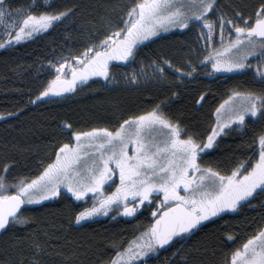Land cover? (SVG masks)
Instances as JSON below:
<instances>
[{"label":"snow or ice","instance_id":"6c2138e0","mask_svg":"<svg viewBox=\"0 0 264 264\" xmlns=\"http://www.w3.org/2000/svg\"><path fill=\"white\" fill-rule=\"evenodd\" d=\"M103 7L119 12L101 15L99 27L92 21L79 50L64 52L62 46L61 54L46 60L48 79L30 103L75 95L89 81L96 82L92 78H102L106 86L119 83L118 77L133 87L142 79L167 81L176 90L144 110L117 108L102 126L60 121L63 139H54L49 155L26 172L13 175L20 160L0 155V237L11 234L7 258H0V264H49V243L42 239L49 233L29 208H43L47 201L66 202L68 227L100 215L135 220L150 210V222L142 230L137 228L131 238L111 239L110 254H94L93 264H149L166 248L173 249L168 264H264V226L230 250L228 242L235 240L230 231L217 237L216 245L205 240L187 250L184 246L206 224L264 195V0L235 5L231 14L220 10L218 0H129ZM77 10V4L59 8L51 0H23L16 8L11 0H0V49L65 25ZM172 29H198L197 44L186 49L182 65L165 54L141 51ZM129 65L138 70L114 71ZM208 66L207 76L251 73L259 88L229 89L212 112L214 122L205 136L190 129L182 116H173L169 104L186 79L195 80ZM207 99L201 91L192 105L199 109ZM13 115L0 112V118ZM250 123L262 127L250 143L237 145L230 166L204 162L223 137L236 129L243 133ZM217 248L226 249L219 261L193 256V251L203 256L210 249L216 256ZM76 256L70 252L61 264H77Z\"/></svg>","mask_w":264,"mask_h":264},{"label":"trees","instance_id":"16d2710c","mask_svg":"<svg viewBox=\"0 0 264 264\" xmlns=\"http://www.w3.org/2000/svg\"><path fill=\"white\" fill-rule=\"evenodd\" d=\"M129 0H54V6L78 5V15L65 21L56 29L40 34L37 37L19 42L16 47L0 49V112L14 113L13 116L0 118V155L9 154L20 160V166L13 171L26 172L49 155L54 139L61 140L59 128L62 120H69L77 127L87 128L97 124L104 125L113 118L117 108L144 110L159 100L169 95V90L176 88L164 84L146 82L143 79L138 86L126 85L122 77H118L119 83L105 85L102 78H92L96 82L89 81L87 86L79 88L75 95H67L64 98H50L44 103H30L33 96L38 95L43 83L48 79L46 73V60L61 54L69 49L79 50L84 43L86 30L91 31L92 21L99 27L100 17L106 12L115 17L119 9L112 12L104 5L125 4ZM256 0H218L220 10L231 14L235 5H253ZM14 8L23 0H11ZM70 34L71 39L68 38ZM162 38L155 43H148V47L141 51L145 54H165L171 57L175 64L182 65L186 49L194 45L195 36L189 31H173L161 35ZM119 64V63H118ZM138 65L121 66L114 71L121 74L125 70L130 73ZM208 69L201 68L195 80L186 79L179 86L180 95L172 97L169 109L173 116L180 115L184 123L190 129L202 132L205 136L211 130L214 122L212 112L225 93L239 85L240 87L259 88V85L251 80V73L245 76L235 74L218 73L207 76ZM175 84V78L172 77ZM205 91L208 95L203 107L197 109L192 105V98L198 97L199 92ZM19 109L20 111H17ZM262 127L260 124H249L243 133L239 129L233 130L228 136L221 139L215 150H208L204 162L223 166H230L229 160L242 143H250L253 136ZM27 165V168L24 167ZM264 195L257 196L250 203L245 204L236 213L224 216L215 221V224L206 226L185 244L195 246L198 241L207 240L210 244H217V237L223 232L233 233L235 240L228 242V249L235 248L243 243L248 236L260 226H264ZM43 208L29 206L30 210H36L39 224L47 230L49 235L42 237L48 240L51 255L46 259L49 264H61L64 256L70 252H76L77 264H93L94 254H110L109 241L122 236L131 238L139 228L143 229L150 221V210L136 217L135 220L128 217H120L113 220L111 216H97L94 220L82 222L81 225L68 227L69 207L64 201L42 202ZM80 207L88 205L76 202ZM78 210V209H77ZM115 215V213H113ZM215 219V218H214ZM228 221L227 227L224 222ZM24 230H21V234ZM11 243V234L0 237V258L6 259V250ZM180 245H177L179 247ZM173 249L161 250L158 255L150 260L149 264H168ZM218 255L213 256L211 249L201 256L193 251V256L212 261H219L226 249L217 248ZM63 252V256L56 253Z\"/></svg>","mask_w":264,"mask_h":264},{"label":"rangeland","instance_id":"374dc122","mask_svg":"<svg viewBox=\"0 0 264 264\" xmlns=\"http://www.w3.org/2000/svg\"><path fill=\"white\" fill-rule=\"evenodd\" d=\"M54 0H51V2H53ZM221 11H223V12H226L225 10H221ZM173 31H179V32H182V31H184V30H181V29H172V30H170V32H168V33H171V32H173ZM197 31H198V29H193V30H191V31H189V32H191V33H193L194 34V36H195V43H194V45L195 44H197ZM168 33H162L161 35H165V34H168ZM6 38V37H5ZM216 39L218 40L219 39V35H218V32H217V36H216ZM21 42H23V41H21ZM203 42L201 41L200 42V44H202ZM183 61H184V59H183ZM116 63H120V62H116ZM184 63V62H183ZM46 66L48 67V65H47V63H46ZM210 69V66H208V70ZM138 70V69H137ZM125 72H127L126 70H125ZM131 73V72H130ZM223 74H233V73H227V72H225V73H223ZM252 75V74H251ZM109 191L111 190L110 188L108 189Z\"/></svg>","mask_w":264,"mask_h":264}]
</instances>
